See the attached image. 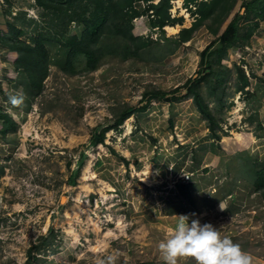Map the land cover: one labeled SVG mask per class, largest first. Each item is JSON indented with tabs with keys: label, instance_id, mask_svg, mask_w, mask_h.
Listing matches in <instances>:
<instances>
[{
	"label": "rangeland",
	"instance_id": "374dc122",
	"mask_svg": "<svg viewBox=\"0 0 264 264\" xmlns=\"http://www.w3.org/2000/svg\"><path fill=\"white\" fill-rule=\"evenodd\" d=\"M248 1L232 0L185 42L195 7L172 0L170 16L183 20L158 27L137 2L131 32L147 48L133 55L120 35L103 36L97 69L83 56L73 74L51 63L35 96L19 53L0 47V264H164L158 244L178 215L211 223L264 264V19ZM72 8L58 18L37 0H0V46L21 30L64 56L83 28ZM232 21L239 34L258 26L245 44L224 40Z\"/></svg>",
	"mask_w": 264,
	"mask_h": 264
},
{
	"label": "trees",
	"instance_id": "16d2710c",
	"mask_svg": "<svg viewBox=\"0 0 264 264\" xmlns=\"http://www.w3.org/2000/svg\"><path fill=\"white\" fill-rule=\"evenodd\" d=\"M53 2V0H51ZM148 3V9L153 10L154 18L153 24L158 27H164L165 25H174L183 20V18L171 17L169 9L172 8V0H160L158 3H154L153 0H64L59 2V5L48 4L44 0H37V5L42 7L43 15L47 12L52 16L61 18L63 14H67L70 7L73 6L74 17L82 29L80 33H75L72 37L68 38L64 43L62 49H64V56L59 54L56 57L52 56L48 50V45L45 43V39H37L33 45L26 40H22L20 35L23 33L21 30L9 40H4L0 47L10 48L19 53V59L21 67H23V75L27 83L26 93L35 96L38 92H41L43 88V81L49 74V68L51 63L57 66L66 74H73L75 70L74 63L79 56H83L86 59V67L89 70H95L99 66L102 54L100 49L97 48L103 36L112 37L113 35H120L122 45L125 46L126 51L129 48H133L132 54H136L139 50L147 48L150 44L149 40L142 37L133 35L131 21L134 17H137L139 10L135 7L137 2ZM232 0H184L186 8L191 10L195 15V21L189 28H183L180 31L179 38L181 41H188L192 38L193 33L204 24L205 19H208L211 15L222 16L228 10V7ZM258 2L250 0L247 3L248 12L255 15L261 13L262 19H264V0H259V4L254 8V4ZM47 14V15H48ZM238 24L232 21L228 26V31L223 35L224 40H228V35L234 37H240L242 42L249 40L255 26L248 28L244 34H239L236 30ZM250 26V25H249ZM231 32V33H230ZM227 36V37H226ZM226 37V38H225ZM49 38V37H47ZM2 39V38H1ZM1 48V49H2ZM201 77L194 78L193 83L196 85ZM25 83V82H24ZM36 90V92H35ZM195 98L199 99L198 93L195 94ZM145 101V100H144ZM21 105V104H20ZM29 107L30 103L27 104ZM137 107H129L121 115V119H125L134 111ZM203 109V107H202ZM9 116H11L9 114ZM9 121L14 124L13 120L9 118ZM3 120V119H2ZM259 183L257 190H261L260 197L264 202V167L258 172ZM190 185L187 183H178L177 188H180V194H182L187 200L193 202L192 192L190 191Z\"/></svg>",
	"mask_w": 264,
	"mask_h": 264
},
{
	"label": "clouds",
	"instance_id": "9594fccd",
	"mask_svg": "<svg viewBox=\"0 0 264 264\" xmlns=\"http://www.w3.org/2000/svg\"><path fill=\"white\" fill-rule=\"evenodd\" d=\"M158 248L164 264H177V258L190 255L196 264H250V256L239 244L227 236H221L211 223L191 220L187 215H178L173 232L161 240ZM113 256L107 260L112 261ZM98 264H105L104 260Z\"/></svg>",
	"mask_w": 264,
	"mask_h": 264
},
{
	"label": "bare ground",
	"instance_id": "6f19581e",
	"mask_svg": "<svg viewBox=\"0 0 264 264\" xmlns=\"http://www.w3.org/2000/svg\"><path fill=\"white\" fill-rule=\"evenodd\" d=\"M168 27H170L171 29H175V30H176V28H174V27H172V26H168Z\"/></svg>",
	"mask_w": 264,
	"mask_h": 264
},
{
	"label": "crops",
	"instance_id": "0c3cea01",
	"mask_svg": "<svg viewBox=\"0 0 264 264\" xmlns=\"http://www.w3.org/2000/svg\"><path fill=\"white\" fill-rule=\"evenodd\" d=\"M180 1V0H179Z\"/></svg>",
	"mask_w": 264,
	"mask_h": 264
}]
</instances>
